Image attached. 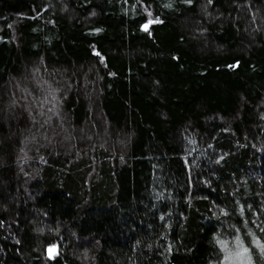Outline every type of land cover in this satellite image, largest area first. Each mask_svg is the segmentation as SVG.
Masks as SVG:
<instances>
[{"label":"trees","instance_id":"16d2710c","mask_svg":"<svg viewBox=\"0 0 264 264\" xmlns=\"http://www.w3.org/2000/svg\"><path fill=\"white\" fill-rule=\"evenodd\" d=\"M0 264H264V0H0Z\"/></svg>","mask_w":264,"mask_h":264},{"label":"snow or ice","instance_id":"6c2138e0","mask_svg":"<svg viewBox=\"0 0 264 264\" xmlns=\"http://www.w3.org/2000/svg\"><path fill=\"white\" fill-rule=\"evenodd\" d=\"M255 242H256L257 244L259 243L258 241H255ZM220 243H221V246H222V247H226V246H227L226 243L223 242V241H221ZM244 251L246 252L247 249H244Z\"/></svg>","mask_w":264,"mask_h":264},{"label":"rangeland","instance_id":"374dc122","mask_svg":"<svg viewBox=\"0 0 264 264\" xmlns=\"http://www.w3.org/2000/svg\"><path fill=\"white\" fill-rule=\"evenodd\" d=\"M55 250H56V248H55V246H54L53 248H50L49 253H50L51 255H53V253L55 252Z\"/></svg>","mask_w":264,"mask_h":264}]
</instances>
